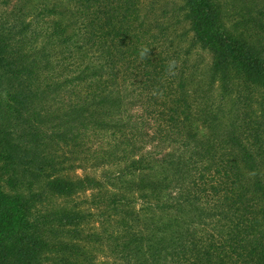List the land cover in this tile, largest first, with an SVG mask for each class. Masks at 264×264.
Masks as SVG:
<instances>
[{
    "label": "trees",
    "instance_id": "16d2710c",
    "mask_svg": "<svg viewBox=\"0 0 264 264\" xmlns=\"http://www.w3.org/2000/svg\"><path fill=\"white\" fill-rule=\"evenodd\" d=\"M178 1L0 14V264H264V0Z\"/></svg>",
    "mask_w": 264,
    "mask_h": 264
},
{
    "label": "rangeland",
    "instance_id": "374dc122",
    "mask_svg": "<svg viewBox=\"0 0 264 264\" xmlns=\"http://www.w3.org/2000/svg\"><path fill=\"white\" fill-rule=\"evenodd\" d=\"M39 1L42 0H0V14L6 13L11 11L16 4H23V2L26 3L27 8H32L33 5ZM180 3L178 0H147V6L145 9V14L148 15L151 19H155L159 16L165 15L166 19L165 21H168V25L171 28V25L175 27L174 25L177 26L178 30H185L186 29V24L185 23H179L175 24L177 22L176 16L174 14V7ZM164 17V18H165ZM201 60L207 64L210 61V54L207 52H202L201 54L199 53L198 55ZM198 56H195L197 58ZM204 64V65H205ZM4 92L0 90V103H4ZM201 133H205V129L201 126ZM77 173L79 175L83 174H93L96 173L95 175L99 176L101 172H98L95 169L89 168L86 171L83 169H78ZM90 196V191L82 192L76 195L74 198L78 201H83L84 199L88 198ZM57 203H63L64 199H56Z\"/></svg>",
    "mask_w": 264,
    "mask_h": 264
}]
</instances>
